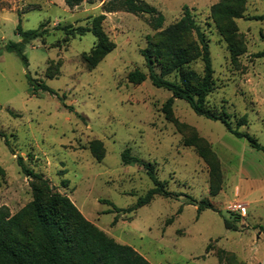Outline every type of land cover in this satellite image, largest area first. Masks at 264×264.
Returning <instances> with one entry per match:
<instances>
[{
    "label": "rangeland",
    "instance_id": "rangeland-1",
    "mask_svg": "<svg viewBox=\"0 0 264 264\" xmlns=\"http://www.w3.org/2000/svg\"><path fill=\"white\" fill-rule=\"evenodd\" d=\"M145 1L163 14L162 28L179 19L183 5L191 8L213 68L205 107L264 146V0H229L235 17L212 14L220 0ZM101 3L0 0V206L14 213L31 199L21 155L87 220L152 264H264V150L182 98L166 112L171 92L149 77L127 79L135 68L147 72L140 50L156 31L149 14L106 12L102 27L115 46L87 68L82 54L94 35L66 36L58 26L89 24ZM18 23L23 30L42 23L41 32L23 40ZM10 42L22 44L26 64ZM153 69L160 73V64ZM181 69L203 74L200 57ZM180 73L162 77L178 82ZM243 115L246 123L237 126ZM91 140L102 143L100 160ZM126 147L137 161H122ZM142 162L152 164L168 195L128 210L154 186ZM189 198H208L213 208L197 211Z\"/></svg>",
    "mask_w": 264,
    "mask_h": 264
},
{
    "label": "trees",
    "instance_id": "trees-1",
    "mask_svg": "<svg viewBox=\"0 0 264 264\" xmlns=\"http://www.w3.org/2000/svg\"><path fill=\"white\" fill-rule=\"evenodd\" d=\"M82 1L88 4L101 1V12L88 16L90 20L87 25L65 24L58 28L62 29L66 36L81 35L86 31L94 35V44L88 52L82 54L87 68L95 67L115 46L102 27L106 12L149 14L148 24L156 31L147 35V46L140 50L147 72L135 68L127 73V79L133 83H140L149 77L153 85L171 92V96L164 103L166 112H169L174 98H182L196 114L221 120L231 133L236 136H246L251 146L264 150V146L252 136L232 128L225 118L205 107V97L212 84L213 68L207 40L195 23L191 8L183 5L179 19L162 28L163 14L145 0H63L69 8L79 5ZM228 1L220 0L212 4V14L218 12L228 17L240 16V12L233 10L228 5ZM41 27L42 23L37 28L23 30L18 23L16 33L23 40H28L38 36ZM9 47L15 49L26 64L22 44L10 42ZM262 53L264 51L258 52V55ZM197 57H200L203 64L201 77L191 70L181 69L185 63ZM154 63L160 64V73L154 71ZM176 68L181 70L178 82L162 77L163 74ZM191 78L194 84L190 82ZM38 87L49 90L43 84H39ZM244 123L246 119L243 115L237 120L236 125ZM2 135L3 133L0 132V136ZM88 146L97 160L103 157L101 141L91 140ZM129 151L126 147L121 153L124 163L138 160ZM16 162L20 170L31 179L29 182L31 199L14 213H10L5 205L0 206V264H152L130 245L115 241L87 220L67 195L52 190L47 178L40 172L28 168L21 155H16ZM142 164L153 180L154 186L139 197L128 210L147 203L155 194L168 195L163 181L155 175L152 164L145 162ZM62 183L66 185L67 180H63ZM210 193L214 194L215 191L211 190ZM188 203L195 204L197 211L213 208L208 198L200 200L189 198ZM224 223L230 227L226 219Z\"/></svg>",
    "mask_w": 264,
    "mask_h": 264
},
{
    "label": "crops",
    "instance_id": "crops-1",
    "mask_svg": "<svg viewBox=\"0 0 264 264\" xmlns=\"http://www.w3.org/2000/svg\"><path fill=\"white\" fill-rule=\"evenodd\" d=\"M113 12H116V11H113ZM109 13H112V12H109Z\"/></svg>",
    "mask_w": 264,
    "mask_h": 264
}]
</instances>
